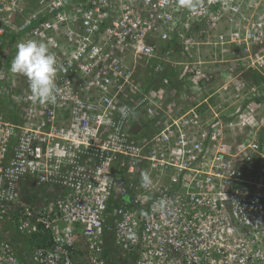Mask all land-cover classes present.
<instances>
[{
	"label": "built area",
	"instance_id": "obj_1",
	"mask_svg": "<svg viewBox=\"0 0 264 264\" xmlns=\"http://www.w3.org/2000/svg\"><path fill=\"white\" fill-rule=\"evenodd\" d=\"M27 39L50 42L55 105L10 70ZM79 250L264 264V0H0V264Z\"/></svg>",
	"mask_w": 264,
	"mask_h": 264
},
{
	"label": "clouds",
	"instance_id": "obj_2",
	"mask_svg": "<svg viewBox=\"0 0 264 264\" xmlns=\"http://www.w3.org/2000/svg\"><path fill=\"white\" fill-rule=\"evenodd\" d=\"M186 0H180L184 4ZM16 53L11 61V72L27 78L34 100L44 104L57 103L59 88L56 84L57 62L50 51V42L33 39L17 43ZM122 113L124 110H121Z\"/></svg>",
	"mask_w": 264,
	"mask_h": 264
},
{
	"label": "trees",
	"instance_id": "obj_3",
	"mask_svg": "<svg viewBox=\"0 0 264 264\" xmlns=\"http://www.w3.org/2000/svg\"><path fill=\"white\" fill-rule=\"evenodd\" d=\"M127 199V198H126ZM125 201V200H124ZM115 205H120L121 204V201L119 200H116L115 202ZM48 234L43 236V237H40V238H34V239H30V244H31V248H35V247H40V246H46V245H49L50 243V240H49V232H47ZM110 245V248H111V244H108V247ZM79 253V254H78ZM77 260L80 261V264H86L84 261L86 259V251L85 250H79V252H77Z\"/></svg>",
	"mask_w": 264,
	"mask_h": 264
},
{
	"label": "crops",
	"instance_id": "obj_4",
	"mask_svg": "<svg viewBox=\"0 0 264 264\" xmlns=\"http://www.w3.org/2000/svg\"><path fill=\"white\" fill-rule=\"evenodd\" d=\"M5 231L9 232L11 234V236L15 239V242L17 243L18 246L25 247V249L30 248L31 244H30V239L22 234H20L19 232L10 229L9 227L5 226Z\"/></svg>",
	"mask_w": 264,
	"mask_h": 264
}]
</instances>
